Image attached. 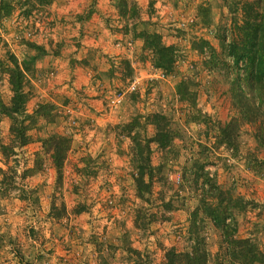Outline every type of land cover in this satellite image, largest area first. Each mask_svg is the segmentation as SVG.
<instances>
[{"label":"rangeland","instance_id":"rangeland-1","mask_svg":"<svg viewBox=\"0 0 264 264\" xmlns=\"http://www.w3.org/2000/svg\"><path fill=\"white\" fill-rule=\"evenodd\" d=\"M240 7L0 0V99L8 104L11 95V57L21 67L31 59L25 109L35 119L19 145L0 115V264H164L167 249L193 245L205 264H242L234 239L264 255V143L256 130L264 111L259 124L237 120L227 145L218 130L240 118L230 80L242 63L228 52ZM152 39L171 47L170 71L154 65ZM80 46L89 47L83 56ZM155 114L170 137L163 147L151 140ZM51 133L70 142L59 179L41 147ZM35 152L40 166L29 172ZM145 156L151 186L138 196L134 165Z\"/></svg>","mask_w":264,"mask_h":264},{"label":"trees","instance_id":"trees-1","mask_svg":"<svg viewBox=\"0 0 264 264\" xmlns=\"http://www.w3.org/2000/svg\"><path fill=\"white\" fill-rule=\"evenodd\" d=\"M240 9L244 16L240 19L239 25H233L235 33L232 42L229 44L228 51L235 66L242 63L240 67L241 73L235 71L234 77L230 80L232 104L235 109L240 111V118L230 117L228 121L218 126L219 135L222 138L220 142L226 145L230 143V139L232 140V133L239 119L251 124H259L261 117H263L262 111H264V1L241 0ZM153 36L156 37L155 34ZM149 37L151 35H144L145 39ZM154 41L156 44L150 41L154 51V65L170 71L174 60L171 47L158 44L156 40ZM31 62L32 60L28 59V61L23 62L24 67H21L16 62V59L11 57L10 66L6 70L7 83L11 95L8 104H4L0 99V115H6L10 119L8 132L19 145L28 142L26 131L35 123L33 114L27 113L25 109V103L29 98V91L25 89V71H32ZM27 63H30V67L25 65ZM159 121H162V116L153 115L152 122L156 131L151 140L163 147L169 144L170 137L168 133H165L166 130L164 131V124H160ZM256 130L258 132L257 137L264 143V125L260 124L256 127ZM145 141L150 142V140ZM69 144L68 137L57 133H51L41 140L42 152L48 154L57 179L61 176L62 165ZM137 145L139 146L140 144L137 143ZM144 147V145H141L140 149H144ZM0 149L4 152L7 146L0 144ZM41 158L42 154L35 152L33 167L29 169V172L39 168ZM147 158L148 156L136 159L134 165L136 172L135 176H133V181L138 196L147 193L151 186V177L149 175L148 181L143 179L144 168H151L147 163ZM217 201H219L218 195ZM212 220H214L213 217ZM233 242L243 248L240 249L242 253H238L242 264L261 263L264 261V255L255 249L253 245L249 244L244 249L243 239H234ZM205 263L206 253L202 248H198L197 245H193L191 251H175L173 248H169L164 253V264Z\"/></svg>","mask_w":264,"mask_h":264},{"label":"crops","instance_id":"crops-1","mask_svg":"<svg viewBox=\"0 0 264 264\" xmlns=\"http://www.w3.org/2000/svg\"><path fill=\"white\" fill-rule=\"evenodd\" d=\"M77 10V9H76ZM94 17L92 16L89 20L91 21L92 19H93ZM88 20V21H89ZM88 21L86 22V25L87 26H89V24H88ZM98 24L97 25H92V27H89L90 28V31H89V35H92L93 37H96L95 35H97V33H99V31H100V22L98 21L97 22ZM86 25H83V26H86ZM78 27V29H76L77 30V33L79 32V25L77 26ZM81 29V28H80ZM84 30V28L83 29H81V31H83ZM83 33V32H82ZM84 37H86V34H84ZM43 40H45V39H43ZM91 41V40H90ZM37 42H39L38 40H36V43ZM42 43V42H41ZM94 43H96V41H94ZM43 44V43H42ZM81 48H79L80 49V51H79V53L81 52V51H83V53H82V56L84 55V53H85V51L87 50V48H89L88 46H86V47H82V46H80ZM114 50H115V48H114ZM58 55H55V54H53V55H47V59L50 61L51 60V57H53L54 59H56V58H58L57 57ZM38 62H36L35 63V68L38 66ZM38 69V68H37ZM39 70V69H38ZM41 71V69L39 70V72ZM35 80V79H34ZM36 81V80H35ZM35 83V82H34ZM88 83H87V78H86V80H85V85H87Z\"/></svg>","mask_w":264,"mask_h":264},{"label":"built area","instance_id":"built-area-1","mask_svg":"<svg viewBox=\"0 0 264 264\" xmlns=\"http://www.w3.org/2000/svg\"><path fill=\"white\" fill-rule=\"evenodd\" d=\"M133 88H134V80L128 85V89H133Z\"/></svg>","mask_w":264,"mask_h":264}]
</instances>
